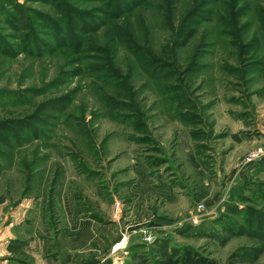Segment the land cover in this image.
<instances>
[{"label":"rangeland","instance_id":"rangeland-1","mask_svg":"<svg viewBox=\"0 0 264 264\" xmlns=\"http://www.w3.org/2000/svg\"><path fill=\"white\" fill-rule=\"evenodd\" d=\"M9 238L62 264H264V0H0Z\"/></svg>","mask_w":264,"mask_h":264},{"label":"crops","instance_id":"crops-1","mask_svg":"<svg viewBox=\"0 0 264 264\" xmlns=\"http://www.w3.org/2000/svg\"><path fill=\"white\" fill-rule=\"evenodd\" d=\"M167 192H168V194H167V196H164V197H167L166 198V202L167 203H170V204H176V203H178L179 201H180V199L179 198H177L174 194H171L170 193V191H168L167 190ZM166 192V193H167ZM119 224H117V222H116V224H114L113 225V228L114 229H116L117 228V226H118ZM115 226V227H114ZM119 227V226H118ZM113 229V230H114ZM38 231V230H37ZM6 235H4L3 237H5ZM33 237V236H32ZM26 238V237H25ZM15 238H9L7 241H5L6 243L4 244V245H1L0 246V248H1V250L0 251H3V250H5V255H12V253L16 250V251H18V250H20V251H23V252H26L27 251V253H28V255L30 256V263H28V264H62L63 262L61 261H57V262H55L54 261V259L53 258H51L50 257V255H43L42 253H41V251L39 250V249H37L36 247V249L34 248V246L33 245H31L29 248H28V245H27V248H19V247H15V245H13V243H12V247H10V249H9V245H11V241H13ZM28 239V238H27ZM32 239V238H31ZM4 247V248H3ZM29 250H31V252L29 251ZM19 254H21V253H19ZM14 262V261H13ZM1 264H20V263H16V262H14V263H12V262H9V261H7V260H5L4 262H2ZM27 264V263H26ZM68 264V263H67Z\"/></svg>","mask_w":264,"mask_h":264},{"label":"trees","instance_id":"trees-1","mask_svg":"<svg viewBox=\"0 0 264 264\" xmlns=\"http://www.w3.org/2000/svg\"><path fill=\"white\" fill-rule=\"evenodd\" d=\"M194 32H195V30H190L187 33L183 43H181L182 46L187 45V43L191 39ZM183 264H218V263L213 259H210V258H207L204 256H200V255H197V253H195L193 251L192 252L189 251V253H187L186 259L184 260Z\"/></svg>","mask_w":264,"mask_h":264},{"label":"built area","instance_id":"built-area-1","mask_svg":"<svg viewBox=\"0 0 264 264\" xmlns=\"http://www.w3.org/2000/svg\"><path fill=\"white\" fill-rule=\"evenodd\" d=\"M204 208V206L203 205H200L199 207H198V209H203Z\"/></svg>","mask_w":264,"mask_h":264}]
</instances>
